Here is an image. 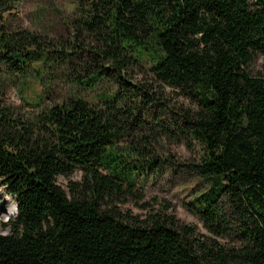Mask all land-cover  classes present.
I'll return each instance as SVG.
<instances>
[{"label":"trees","instance_id":"obj_1","mask_svg":"<svg viewBox=\"0 0 264 264\" xmlns=\"http://www.w3.org/2000/svg\"><path fill=\"white\" fill-rule=\"evenodd\" d=\"M10 9L0 0L3 85L19 93L32 77L41 102L55 79L119 89L100 104L73 94L16 105L0 88V181L18 204L11 233H0V264H264V72L250 68L264 55V0H78L70 38L16 26ZM136 68L196 103L181 117L205 147L193 164L211 184L199 214L215 235L235 234V246L118 206L146 147L117 145L143 121L137 99H152ZM77 169L81 181L58 184Z\"/></svg>","mask_w":264,"mask_h":264},{"label":"rangeland","instance_id":"obj_2","mask_svg":"<svg viewBox=\"0 0 264 264\" xmlns=\"http://www.w3.org/2000/svg\"><path fill=\"white\" fill-rule=\"evenodd\" d=\"M12 9L6 11L9 21L14 25L48 34L56 38H70L71 28L68 20L75 14L78 0H8ZM2 7L1 10H3ZM253 73L264 72V55H259L250 66ZM134 81L148 91L152 99L141 103L137 99V108L143 114V121L117 141L118 146H126L137 139L138 147L145 151L143 157L132 160L136 166L134 187H125L127 194L117 203L124 212L142 218L151 213H162L174 217L183 225H190L203 239L217 238L227 246H235L239 241L236 235L217 236L202 221L197 199L211 188L210 181L198 175L193 167L201 162L205 147L190 134L181 117L183 109L194 108L193 98L180 89L157 82L153 74L145 69H133ZM4 84L0 80V88L6 91L8 102L20 105L22 100L32 104H45L62 101L73 94H78L93 104H100L104 95H114L119 84L114 80L98 81L94 87H79L76 90L65 79H55L54 85L44 93V101H40L41 88L30 77L20 88ZM20 90V89H19ZM171 131L170 133L167 131ZM167 129V130H166ZM144 137L149 143H144ZM135 142V143H136ZM157 159V165L152 162ZM82 171L77 169L68 177L59 176L58 184L67 188L69 180L81 181ZM130 189V190H129ZM16 199L0 181V233L9 234L11 229L5 224L16 217ZM14 212L13 215H9ZM233 232V230H231Z\"/></svg>","mask_w":264,"mask_h":264},{"label":"bare ground","instance_id":"obj_3","mask_svg":"<svg viewBox=\"0 0 264 264\" xmlns=\"http://www.w3.org/2000/svg\"><path fill=\"white\" fill-rule=\"evenodd\" d=\"M16 213H17V206L15 205ZM14 212H10V216L13 215Z\"/></svg>","mask_w":264,"mask_h":264},{"label":"water","instance_id":"obj_4","mask_svg":"<svg viewBox=\"0 0 264 264\" xmlns=\"http://www.w3.org/2000/svg\"><path fill=\"white\" fill-rule=\"evenodd\" d=\"M16 206H17V212H18V204H16Z\"/></svg>","mask_w":264,"mask_h":264}]
</instances>
